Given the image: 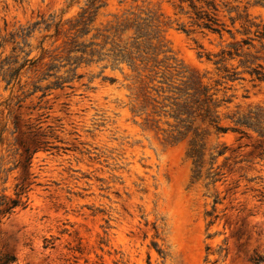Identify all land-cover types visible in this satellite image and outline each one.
<instances>
[{
    "label": "rangeland",
    "instance_id": "obj_1",
    "mask_svg": "<svg viewBox=\"0 0 264 264\" xmlns=\"http://www.w3.org/2000/svg\"><path fill=\"white\" fill-rule=\"evenodd\" d=\"M90 1L0 0V62L16 54L18 64L24 59L23 53L12 52L9 34L51 16L66 22ZM99 1L104 6L95 28L145 20L157 37L153 47L166 53L135 68L112 59L82 63L77 70L82 78L43 96L33 86L54 82L38 81L46 65H64L67 55L56 50L63 38L54 45L55 39L47 38L43 61L28 65L9 86L0 78V196L15 199L23 192V206L1 218L0 257L13 254L14 264H253L251 259H264L262 142L253 132L218 134L213 126H202L204 173L211 155L224 154L213 166L212 173H219L215 185L195 182L188 157L194 136L170 117L174 104L181 103L177 90L190 75L209 86L216 101L230 100L217 110L223 127L232 126L225 117L236 111L264 109V82L252 81L251 65L240 66L246 56L227 62L243 80H223L207 55L217 60L214 56L233 40L227 34L178 30V25L195 29L179 13V0ZM254 2L215 4L227 25V10L236 7L240 12L247 7L249 19L264 24V7ZM53 34L54 28L47 32L41 25L26 41L30 47L17 42L32 52L30 59H38L41 41ZM243 38L235 34V41ZM244 54L264 66L259 43ZM68 68L58 76L66 77ZM26 148L30 154L38 149L30 165L24 162ZM18 184L23 191L16 190Z\"/></svg>",
    "mask_w": 264,
    "mask_h": 264
},
{
    "label": "trees",
    "instance_id": "obj_2",
    "mask_svg": "<svg viewBox=\"0 0 264 264\" xmlns=\"http://www.w3.org/2000/svg\"><path fill=\"white\" fill-rule=\"evenodd\" d=\"M216 0H179L177 6L179 13L188 16L190 19L189 27L195 28L188 30L185 25H178V30L185 33L194 32V30L207 31L212 34H217L220 38H223L224 34L230 36L233 40L227 48L223 49L218 55L214 57L217 60L213 61L211 55H207V60L213 62L216 66L218 73L223 74L221 78L227 82H235L237 80H243L240 77V73L235 68H229L227 62L233 61L237 58L242 59L247 57L246 60H240V66L248 67L247 73L252 77L253 82H264V66L262 64H255L253 60L249 61V54H244L245 50H250L255 47V42L260 44L262 50H264V24H257L249 19V15L246 13L247 7H244V11L240 12V8H228V20L229 25L222 22L218 16V6L215 4ZM223 2L224 0H217ZM239 2L242 0H232ZM99 0H92L85 8L73 19L66 22L59 20L56 22L55 18L51 16L49 19H42L40 22H36L28 27H21L15 33L9 34L7 42L15 44L12 49L13 53H23V62L18 64L19 54H16L13 59L6 58L0 62V78L6 82L9 86L13 82H18L22 70L28 65L33 67L38 62L45 59V50L43 43L47 38L55 39L52 45H54L60 38H63L62 47H58L56 50L62 48V52L67 55L63 61H66L64 65H46L47 69L39 78L38 82H43L49 78H54L55 81L42 88L38 85L33 86V92L43 91L45 92L51 89H62L65 85H69L75 79L82 78V75L77 74V70L82 63L89 65L92 63H99L104 60L112 59L116 63H125L130 68H135L137 63L149 64L156 62V58L160 54H165L164 51L157 52V46L152 45L154 40H157L156 36H152L149 33L150 25L141 19L124 20V22L112 26L110 28H95L94 23L97 19L98 11L102 8L103 4ZM187 4L188 9L183 6ZM225 7H228L229 3H223ZM249 4V3H248ZM253 6L264 7V0H255ZM235 14V16H232ZM242 22L241 30L235 29L236 24ZM44 25L45 31H49L54 28L53 35L44 36L43 40L38 47L42 55L38 59H30L31 51L25 52L23 48L19 46L20 42L17 39H21L26 47H30V44H26V41L30 39L39 26ZM235 30V31H234ZM94 32V33H93ZM93 33V34H92ZM235 34H241L245 38L240 41H235ZM126 36L125 41L124 37ZM87 38V40H85ZM101 41V42H100ZM110 47V48H108ZM78 55V56H77ZM152 57H149V56ZM52 56H49L51 58ZM96 58V59H95ZM254 61L257 59L254 58ZM57 61V59H54ZM166 60H168L166 58ZM69 67L66 71V77L58 76L61 68ZM5 68V70H4ZM218 84V82H217ZM184 88H179L176 100H181V103H176L174 106L175 114L170 116L175 120H179L182 128L186 130V134H193V139L190 142V149L188 157L193 164V180L198 182L200 180H209L207 185H215L219 179V173H212L213 166L218 157L224 154V150L218 151L215 156L211 155L209 160V168L204 173V168L207 165L206 162V149L204 144H201V134L199 130L204 125L213 126L216 132L226 133L231 131L241 136H247L249 132L255 133L264 146V109L260 106L249 109L243 113L236 111L232 116H226L232 123L231 127H223L220 125V119L216 115L217 110L225 104L230 103V100L222 99L216 101V93H211V88L207 85H203V82L196 78L194 75L187 77V81L184 83ZM182 117H185L182 119ZM194 125H197L194 127ZM15 130L17 126L15 122ZM15 133V132H14ZM38 151L34 149L30 154V149L26 148L25 163L31 164L30 160L33 155ZM23 191L21 185H16V190ZM23 194L16 193L17 198L10 199L4 195L0 196V224L1 218L8 217L18 207L23 206L20 196ZM215 204L217 200L215 199ZM208 213L207 216H211ZM17 261L16 256L13 254H5L0 257V264H14ZM264 261L263 258L257 257L251 259L253 264H261Z\"/></svg>",
    "mask_w": 264,
    "mask_h": 264
}]
</instances>
